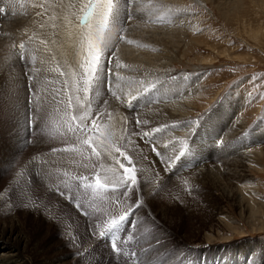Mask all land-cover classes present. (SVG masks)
Masks as SVG:
<instances>
[{
    "label": "rangeland",
    "instance_id": "obj_1",
    "mask_svg": "<svg viewBox=\"0 0 264 264\" xmlns=\"http://www.w3.org/2000/svg\"><path fill=\"white\" fill-rule=\"evenodd\" d=\"M104 1L103 18L109 12ZM185 1L188 19L196 26L189 31L190 49H181L167 79L134 94L133 85L121 82L105 89L101 83L93 86L100 63L91 58L88 64L63 61V69L48 81L38 76L40 56L31 57L28 51L24 60L7 56V65H0V226L14 215L23 221L25 233L17 227L15 234L27 243L21 246L27 263L264 264V0H238L225 13L211 0L206 5ZM32 3L9 0L10 11L35 7ZM112 20L98 30L104 45L112 35ZM0 35L5 49L0 48V58L24 45L12 33L0 29ZM84 69L93 80L77 74ZM70 78L84 84L73 87ZM27 83L34 90L33 102ZM192 87L185 97L184 90ZM186 99L191 106L187 117L160 118ZM158 109L163 113L155 116ZM237 118L236 145L215 147L212 132L233 128ZM185 120L188 129L180 126L178 134L183 135L172 136L176 130L169 125ZM245 145H251L250 155L256 157L249 167ZM33 160L52 164L42 182L22 176ZM199 161L207 166L206 175L191 177ZM121 164L133 170L134 185ZM97 177L103 187L96 184ZM245 177L260 192L253 198L240 189ZM240 201L252 205L244 209ZM121 216L126 218L121 221ZM106 226L108 231L124 230L122 239L114 241L122 254L100 239Z\"/></svg>",
    "mask_w": 264,
    "mask_h": 264
},
{
    "label": "bare ground",
    "instance_id": "obj_2",
    "mask_svg": "<svg viewBox=\"0 0 264 264\" xmlns=\"http://www.w3.org/2000/svg\"><path fill=\"white\" fill-rule=\"evenodd\" d=\"M5 1H7L8 4H5L0 0V3L4 4V5L0 4V16H3V18L0 17V29L1 31L12 33L15 36V41L18 42V44L23 43L24 45L22 47L19 46L17 50L16 47L15 50L12 52V54L9 52L8 55H6L5 57H1L0 65H4L5 63L7 65L8 57L9 58L13 57L14 61L15 60L17 61L18 59L19 61L21 59L24 60L25 57L24 52L28 51L29 56L31 57L35 56L36 58H38L37 56H40L38 60L36 59V61H38L37 63L38 76H40L41 79L48 81L50 80V78H54V75L56 71H58V69L60 68L63 69L62 67L63 61H66L72 65L73 63H77V62L81 63L82 61L88 64L90 58L95 62L96 57L99 56L100 57L98 61L100 63L98 65L99 71L97 72V76L93 86L98 84L100 85L101 83L102 85L101 87L105 89V86L106 87L108 85L112 86V83L115 82L126 83L127 85L129 84L135 87V91L132 94H134L139 89L141 90L145 89V86L148 84L151 85L163 79L165 80L172 74L173 71L172 64L179 59L178 56L181 49L184 48L185 51L190 49L192 42L188 40L189 31H191L196 27L194 21L188 19V15H187L189 14L187 13L188 6L185 4L186 3L185 0H116L115 6L112 7L111 12L107 13L108 17H104V18L102 16L103 15L102 12L106 13L104 10L106 2L104 0L101 1L98 0L97 1L98 5L95 14L93 15L88 25L83 27H81L80 24H78L77 17L80 11L82 10V8L85 7L87 0H31V1H35L36 3L35 7L34 6L31 7L30 4L24 5V8H21V10L17 9V11L19 12H16V9L15 11H10L9 0H5ZM17 1H22V0H13L14 3H17ZM195 1L200 4L206 5L207 4L206 1L208 0H195ZM210 3H212V5L214 4L215 6H217L219 10L221 11L223 10L224 13L227 12L226 10L229 5L233 4V6L236 7L238 6V0H211ZM17 8H19L18 5ZM7 11H8V16H6ZM108 18H114V20H112L113 23L110 28V33L112 35L108 38L109 42H107V44L104 45V43L102 44L100 39L98 38L99 35L98 30L101 31L100 29H105L104 28V26L106 25L105 20H107ZM182 21L184 23H181ZM80 32H82L83 34L79 35ZM1 50H5V49L1 48ZM88 73L90 72L86 69L77 72V74L82 79H85L84 77L85 75L87 78H89L90 74ZM199 78L201 79V76ZM59 79L60 81L63 79L61 75ZM54 82L57 83L58 81L54 80ZM69 82L73 84V87L75 83H80L81 85L84 84L80 81H73L71 78L69 79ZM27 84H28V88H27L28 97H30L31 102H33L34 90L32 86L29 85V83ZM60 85L62 86V81ZM63 86H65V84H63ZM193 88L194 87L189 89L186 88V90H184V93L183 92L182 93L185 94L186 97L189 94H191ZM75 96L76 95L73 96L74 99ZM180 96H184V95L176 94V97L180 98ZM133 99H135V96L133 97ZM181 102H177V103H181ZM181 105H182L181 107L180 106L176 107V104L170 106L169 108L172 110V112H169L167 116L165 117L161 116L160 118L170 120L176 117H187L188 115L187 110H190L191 107L190 101L186 99V104L184 105L181 104ZM160 107L162 108V105H160ZM159 110H161L162 111L161 113H163L164 109H158L157 111H155V116L159 112ZM33 111L30 112V115L32 116V126L34 128L35 122L33 117ZM81 113H82L81 114L82 117H86L87 115L86 111L83 110ZM107 119L109 120V117ZM231 124L234 127L233 128L231 127L229 130L226 128L228 126L227 125L219 131L212 132L214 134V137L216 138L212 142L214 143L215 147H220L222 144L223 145L229 144L234 146L236 145L235 142L237 141H233V139L238 138V131H239L238 118L234 120ZM183 125H186V128L185 130L182 129V131H186L188 129L187 126L189 125V121L185 120L175 125L170 124L169 127L175 128L176 130V132L172 131L171 135L174 137L182 136L183 132L181 134H178L180 132V129L178 128H181L180 126ZM242 126L244 128L245 125ZM244 148L245 149L242 150L243 158L246 159L248 166V163L253 161L256 157L250 155L252 152L251 145L250 146L245 145ZM189 149L190 148L187 149V152L189 151ZM257 154L263 155L261 151H257ZM221 159L223 160V158ZM50 165L52 164H50V162L46 163V161H40V160L30 161L28 165L24 168L22 176L24 175L28 179L32 178L34 182L39 183L38 179L42 182L52 172ZM196 166L197 167L195 169L197 170L191 175V177H194L198 174L200 175V177H204V175H206L205 171L207 166L205 167L203 161H199L198 164H196ZM175 170L176 168L172 171ZM240 171L243 172L242 168L240 169ZM246 173L249 172L247 171ZM244 176H246L245 173L242 174V177ZM243 180L245 182L242 185L243 188L240 187V189L243 191L244 190L250 191L251 192L250 198H253V195L259 192V191L256 192L257 185H255L252 179H248L245 177ZM91 182L93 181L91 180L90 183ZM223 187L225 188V186ZM222 189L223 188H221V190ZM240 197L242 200L243 196ZM28 203H32V201L29 200ZM240 203H241V207H243L244 209H248V207L249 206L251 207L252 205V203H250L249 205L245 206L244 202L242 201H240ZM13 208L16 207H12L10 208V210L11 211L14 210ZM15 214L18 213L15 212ZM22 222L23 221H21L17 217V215H14L11 221H9V224L0 226V241H2V243L0 244V264H29L23 260L24 259L23 255L25 254H23V250L21 249V246H23L24 244L26 247L27 243L22 241L21 236L15 234V232H18L17 227H19L20 230L22 229L23 227ZM22 232L25 233L24 229H22ZM13 245L18 248L17 251L14 250V248L12 249ZM33 258L35 259L36 257ZM147 262H148L147 264H150L149 260H147Z\"/></svg>",
    "mask_w": 264,
    "mask_h": 264
},
{
    "label": "snow or ice",
    "instance_id": "obj_3",
    "mask_svg": "<svg viewBox=\"0 0 264 264\" xmlns=\"http://www.w3.org/2000/svg\"><path fill=\"white\" fill-rule=\"evenodd\" d=\"M108 10H109V13H110L111 10H112V0H108ZM85 19H87V17H85ZM99 59H100V57L97 56V57H96V61H97V63H98ZM94 71L98 72L99 69L97 68V69H95ZM121 167L124 169V172H125V173L129 174V175H128V179H129V180L131 181V183L134 185V184L136 183V177H135L134 175H130V173H131L133 170H132L131 168L125 167L123 164H121ZM96 184H97L98 186L103 187V185H101V181H100V178H99V177L96 178ZM125 218H126L125 216H121V217H120V220L123 221ZM116 224H117V222H116V221H113L112 226L115 227Z\"/></svg>",
    "mask_w": 264,
    "mask_h": 264
}]
</instances>
